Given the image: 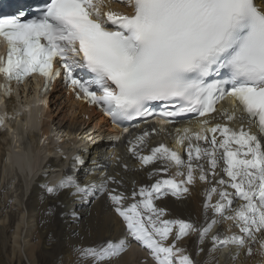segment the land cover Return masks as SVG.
I'll return each instance as SVG.
<instances>
[{
	"label": "snow or ice",
	"instance_id": "1",
	"mask_svg": "<svg viewBox=\"0 0 264 264\" xmlns=\"http://www.w3.org/2000/svg\"><path fill=\"white\" fill-rule=\"evenodd\" d=\"M103 6L104 0H43L0 17V38L7 44V56L0 57L4 94L11 95L13 80L19 83L34 73L46 78V93L63 73L64 82L78 89V98L82 94L115 124L153 115L152 102L163 105L157 114L162 124L185 113L208 117L231 98L234 110H223L221 119L236 120L239 108L247 130L243 123L237 130L207 118L199 121L201 131L177 129V144L187 141L186 158L165 144L142 154L150 135L145 131L129 141V151L142 166L163 162L150 178L172 167L175 173L130 196L100 188L122 217L127 236L148 249L156 264H199L178 247L192 234L198 245L210 239L213 252L231 248L230 256L238 257L240 251L251 256L258 245L256 251L264 256V140L251 131L255 126L264 134V0H128L130 14L102 11ZM84 163L75 156L73 170ZM197 179L207 185L204 222L165 218L168 213L155 201L183 197ZM96 188L66 175L45 191L56 196L71 190L83 202ZM72 216L77 219L78 213ZM229 221L227 229L214 231ZM127 236L74 246L73 255L92 264H112L127 250Z\"/></svg>",
	"mask_w": 264,
	"mask_h": 264
},
{
	"label": "bare ground",
	"instance_id": "2",
	"mask_svg": "<svg viewBox=\"0 0 264 264\" xmlns=\"http://www.w3.org/2000/svg\"><path fill=\"white\" fill-rule=\"evenodd\" d=\"M127 2L128 0H125L124 3L119 0H104L103 7L106 10L126 12L131 10L126 6ZM19 107H23V113L20 109L17 110V114L20 116L14 117V124L8 123L7 115L0 109V121H3L0 124V157L5 162L4 175L6 177L13 176L12 180L17 179L14 177L16 175L21 177L25 187L30 189L27 203L21 210V219H18L17 231L14 233V244L19 252L23 251V246L27 248V237L32 231L35 232L34 237L37 236L41 246L43 244L46 252L53 258L52 260L60 258H55V248L63 247V242L79 248L87 247V245L93 246L102 239L125 238L127 236L126 225L122 217L114 212L107 194L100 188V185H105L108 189H117L130 196L134 189L138 191L140 187L149 186L157 178H170V175L176 171V168L172 167L168 173L161 171L158 177L150 178V171H154L158 167L163 168V162L157 161L155 164L142 166L138 158L129 151V141H134L143 132L148 131L150 135L147 137L146 144L142 146V154H149L150 148L165 144L186 158L187 141L185 146L172 143L177 140V132L174 134L173 129L159 132L155 128H148L125 136L118 148L97 146L91 150H82V143L79 142L80 140H75V135L71 131H80L87 125L95 123V128L99 126L101 132H106L108 131L106 128H101V123L106 122V119L83 100L75 99L72 90L64 91L61 86L55 87L50 94L43 121H38L35 118V114L40 108L39 104L35 106L19 104ZM225 109L229 112L234 110L224 106L213 117L207 119H210L213 124L216 122L226 123L229 127L237 130L243 123L247 130L249 127L247 121L241 122L239 119L241 112L235 111L237 119L234 121L229 122L226 119H221L220 113ZM27 110L29 111L26 112ZM10 127L14 129H9ZM251 131L257 135V127L252 126ZM51 135L56 136L60 143L56 144ZM217 137L219 138V133H217ZM199 143L203 146L204 142ZM75 156H81L85 163L77 166L74 171L72 165ZM66 175L73 176L82 185L95 184L97 186L94 189L95 195L86 197L82 202L70 194L71 190H62L56 196L45 191V186H50L49 183H51L48 180L52 179V182L55 183L53 179L60 177L59 183ZM225 178L227 179V177ZM113 180L119 183H113ZM188 187L189 192L183 197L178 199L168 195L156 200L155 204L159 208H164L168 213L165 218L185 219L202 224L205 219L204 204L207 185L197 179L193 185H188ZM229 191L232 190L229 189ZM216 199L214 196L213 203ZM131 202H133L131 199L127 201V203ZM20 204L22 206V201ZM73 211L78 213L77 219L73 218ZM211 215L209 212L208 216ZM229 225H232V222H225L214 231L220 230L221 227L227 229ZM232 231L238 233L239 229L232 226ZM196 236L197 234L190 235L187 243H183L184 245L181 247L185 248L186 253L194 260L199 261V264H264V256L256 251L258 245H253L251 256L247 255L246 251H240L236 257L230 256V253L234 251L231 248L213 252L210 239L206 240L204 245H198ZM34 237L29 238L26 250L32 264L41 258V250L35 243ZM127 240L128 246L131 243L130 240L135 241L130 236H127ZM200 247H203L204 250L199 251ZM51 248H53L52 251H50ZM72 254L60 255L63 258L61 260L72 262L75 258ZM140 260H144V264H153L150 261L147 263L146 256L134 249L113 258L112 264H131L133 261L140 263ZM13 262L11 260V264ZM0 264H6L3 260L1 244Z\"/></svg>",
	"mask_w": 264,
	"mask_h": 264
},
{
	"label": "rangeland",
	"instance_id": "3",
	"mask_svg": "<svg viewBox=\"0 0 264 264\" xmlns=\"http://www.w3.org/2000/svg\"><path fill=\"white\" fill-rule=\"evenodd\" d=\"M4 164L5 162L0 157V205H2L0 209V244H1V248L3 249V260L5 261L6 264H11V260L14 261L12 264H32L31 261L29 260L26 250L28 248V241H30L31 237H34L35 232L34 231L29 232V236L27 237V248L23 246L24 248L22 247L23 249L22 252H19V249L14 244V233L17 231L18 219H21V210L23 209V206L27 203V200L30 194V189L28 190V188L25 187V183L22 181L21 177L16 175L14 176L15 178H17L15 180H12L14 179L13 176L6 177V175H4L5 173ZM59 179L60 177L58 179H53L55 183L52 182V179L48 180V181H51L49 185L50 186L56 185ZM30 187L32 186L30 185ZM21 201H22V206L20 204ZM188 238L189 237L184 238V240H182L178 244V246L181 247L184 245L183 243H187ZM34 239H35V243L38 245V247H40V250H41V258L40 260H37V262H34V264H51V263L53 264H92V261H90V259H80L78 256H75V255H74L75 261L73 260L74 262L73 261L66 262V261L61 260L63 258L60 255H63V254L69 255L73 253V250H72L73 245L71 246L64 242L63 244L65 246L62 245L61 243L63 247L55 248V251H56L55 258H59V257L60 258L57 260L56 259L52 260L53 258H51L50 255L46 252L44 245L42 244L41 246V243H39L37 236H35ZM130 242L131 243H129V246L127 247V250L125 252L134 249L136 252L140 254H144L146 256L147 263H149L148 261H150L153 264H156L155 259L153 258L152 254L150 253L148 249L144 248L137 241L133 242L132 240H130ZM84 247L86 248V246ZM87 247H89V245H87ZM15 249H16V252H15ZM52 250L53 248H51L50 251ZM132 263L133 264H144V260H140V263L138 262L136 263V261H133Z\"/></svg>",
	"mask_w": 264,
	"mask_h": 264
}]
</instances>
